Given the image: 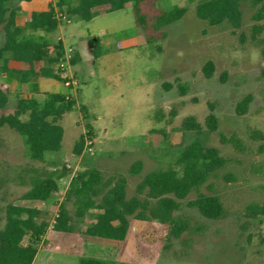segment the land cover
<instances>
[{
	"label": "rangeland",
	"instance_id": "obj_1",
	"mask_svg": "<svg viewBox=\"0 0 264 264\" xmlns=\"http://www.w3.org/2000/svg\"><path fill=\"white\" fill-rule=\"evenodd\" d=\"M47 1L27 4L11 0L9 5L21 10L18 24L23 25L29 10L39 11ZM64 1L63 12L71 23L60 22L59 28L66 45L80 50V39H87L82 61L70 67L79 85L71 89L53 79L40 82L46 91L67 92L77 105L60 122L65 131L62 149L48 153L45 161L31 159L28 147L14 130L8 126L0 129V229L9 205L39 206L51 224L48 239L38 251V261L47 264H79L81 258L116 264H264V214H249L253 204L264 207V0L257 4L247 0L242 5L240 29L227 22L210 26L199 19L196 5L202 0L193 4L160 0L158 7L164 11L175 6L187 11L182 19L165 27L164 39L152 45L146 44L136 28L131 6L99 13L84 22L69 14L77 0ZM56 2L52 0L54 5ZM104 38L112 43L103 47L106 53L101 59H94L93 41ZM3 42L0 26V46ZM209 61L215 65L211 78L203 70ZM14 65L27 68L23 63ZM10 73L0 68V86L11 91L6 112L13 110L16 100ZM248 98L247 110L238 113V105ZM172 111L176 116L169 123ZM210 114L217 118L215 131L206 125ZM188 116L196 118L201 133L182 129ZM87 123L93 125L96 136L90 139L91 150L85 146L78 156L73 149L80 135L87 132ZM196 140L218 148L227 160L201 188L204 194L221 197L223 218L206 219L197 209L189 208L187 203L197 197L191 193L177 212L191 226L180 238L170 235L169 226L157 220L133 217L122 242L90 237L85 230L95 222L91 213L75 220L72 233L53 231L59 205L78 172L95 168L106 179L122 176L128 183V196H139L137 187L150 172L173 168L181 173L177 155ZM136 162L142 163L141 170L132 173ZM64 167L70 173L47 202L22 199L36 171H61ZM68 208L74 215L72 202Z\"/></svg>",
	"mask_w": 264,
	"mask_h": 264
},
{
	"label": "trees",
	"instance_id": "obj_2",
	"mask_svg": "<svg viewBox=\"0 0 264 264\" xmlns=\"http://www.w3.org/2000/svg\"><path fill=\"white\" fill-rule=\"evenodd\" d=\"M10 1L0 0V26L4 30V42L0 46V68L10 72V61L23 63L27 68L15 71L20 76L19 90L11 112L5 111L11 101V91L0 86V129L8 126L14 130L28 147L29 157L45 161L48 153L62 149L65 131L60 122L67 113L75 109L77 100L73 96L55 92L38 93L30 98H22L21 95L26 92L29 83L38 82L41 78L62 83L67 80L65 72L59 68L64 58L65 45L61 40L51 38L59 29L60 21L56 18V13H64L65 1L57 0L56 5L50 3L46 11L33 12L25 25L18 24L20 9L10 6ZM23 1L31 3L33 0ZM159 1L77 0L69 14L84 22H90L99 13L117 12L131 6L136 28L142 32L146 44L152 45L164 39L165 27L182 19L187 11L179 6L164 11L158 7ZM195 1L188 0L190 4ZM246 1L202 0L196 5V15L210 26L227 22L235 29H240L244 21L242 5ZM261 1L254 0V4ZM105 51L97 39L93 49L94 59L101 58ZM78 62L80 58L74 53L70 64L75 65ZM203 70L206 77L211 78L215 70L214 62H207ZM182 92H185L183 87ZM250 100H243L238 105L237 112L245 113ZM175 116L176 112L172 111L168 122ZM206 125L215 131L218 127L216 116L208 115ZM182 129L199 134L202 126L194 116H188L183 121ZM86 130L75 143V155H82L87 140L96 136L91 123L86 124ZM176 161L182 167L181 173L173 168L150 172L137 187L139 196L134 197L128 196V183L122 176L106 179L95 168L78 172L72 178L64 201L59 205L58 216L52 222L53 231L72 233L75 220L91 213L95 222L85 230V234L90 237L122 242L126 239L133 217L138 221L157 220L169 226L170 235L180 238L191 226L190 221L178 216L177 212L191 193H196L197 197L187 203L189 208L197 209L206 219L223 218L225 206L221 197L201 192L208 180L226 166L227 160L220 150L204 146L196 140L179 152ZM141 167L142 163L136 162L132 166V173H138ZM69 173L66 167L61 171H36L31 176L29 189L22 199L38 203L47 202L52 194L59 192L60 181ZM143 194L145 196L141 197ZM70 202L75 209L74 215L68 208ZM249 214H264V207L253 204L249 208ZM50 225L44 210L39 206L9 205L6 209L5 225L0 229V264H33L39 245L44 242ZM79 264L116 263L96 258H81Z\"/></svg>",
	"mask_w": 264,
	"mask_h": 264
},
{
	"label": "crops",
	"instance_id": "obj_3",
	"mask_svg": "<svg viewBox=\"0 0 264 264\" xmlns=\"http://www.w3.org/2000/svg\"><path fill=\"white\" fill-rule=\"evenodd\" d=\"M33 1H35V0H33ZM32 1V2H33ZM31 2V3H32ZM31 3H27V4H31ZM50 3H52V0H48L47 1V3H46V7H44V8H42L41 10H39V11H31V10H29V17H30V15L33 13V12H42V11H46L47 9H48V7H49V4ZM128 7V6H127ZM126 7V8H127ZM20 13H21V10H20V12H19V16H20ZM19 16H18V18H19ZM29 17H27V19L24 21V24L23 25H25L26 23H27V20L29 19ZM18 21V20H17ZM57 34L55 35V34H53V35H51V38L53 39V40H59V39H61V41L64 43V45H65V48L66 49H68V48H72V49H75L77 52H76V54L78 55V57L80 58V62L82 61V59H83V54H84V48H85V42L87 41V39H80V44H81V49L79 50V49H77V47L75 46L74 48L73 47H68L67 45H66V37H63L62 35H61V33H60V28L57 30V32H56ZM96 41H97V39H95L94 41H93V44L95 45V43H96ZM102 45H103V47L104 48H106L107 46H109L112 42H110V39L109 38H104L102 41ZM79 45V44H78ZM68 47V48H67ZM94 49V48H93ZM93 49H92V54H93ZM105 55V54H104ZM103 55V56H104ZM102 56V57H103ZM101 57V58H102ZM94 58V57H93ZM101 58H99V59H101ZM14 63H17V62H14V61H10V85H11V87H13L14 89H15V92L17 93L18 92V88H19V85H18V81H19V79H20V76L18 75V74H16L15 73V71H21V70H25V68H17L15 65H14ZM71 66H73V65H71ZM70 66V67H71ZM69 67V70H68V72L70 73V75L72 76V71H71V68ZM42 79H45V78H41L38 82H35V83H29L27 86H26V92L24 93V94H22L21 95V97L22 98H30V97H32V96H35L36 94H38V93H45V92H51V91H46V89H42V85H41V80ZM59 82V81H58ZM55 93H58V92H55ZM67 92H65V93H62V94H66ZM47 234V233H46ZM46 239H48L47 238V235H45V238H44V241L46 240ZM33 264H47L46 263V260H42L41 262H39L38 261V254H37V256H36V259H35V261H34V263Z\"/></svg>",
	"mask_w": 264,
	"mask_h": 264
},
{
	"label": "built area",
	"instance_id": "obj_4",
	"mask_svg": "<svg viewBox=\"0 0 264 264\" xmlns=\"http://www.w3.org/2000/svg\"><path fill=\"white\" fill-rule=\"evenodd\" d=\"M56 18L60 21V22H65L66 24H70L71 23V19L68 18V16L64 13H61V12H57L56 13ZM61 40V39H59ZM73 52L74 50L72 48H68L65 50V54H64V58L63 60L61 61L60 65H59V68L65 72L64 76L67 77V80L66 82L64 83V85L67 87V88H71V89H75L77 88V86L79 85L78 84V81L73 77L71 76L69 73H68V70H69V67L71 66L70 62H71V58L73 56ZM90 145H92V142L91 140H87L86 142V146L89 147ZM89 150H91V147L88 148ZM58 216V214H56V217Z\"/></svg>",
	"mask_w": 264,
	"mask_h": 264
}]
</instances>
